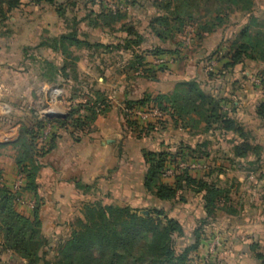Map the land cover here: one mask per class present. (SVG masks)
Here are the masks:
<instances>
[{"label":"rangeland","instance_id":"rangeland-1","mask_svg":"<svg viewBox=\"0 0 264 264\" xmlns=\"http://www.w3.org/2000/svg\"><path fill=\"white\" fill-rule=\"evenodd\" d=\"M148 1L128 0L130 4L119 8V16L115 14V7H110L112 13L105 21L107 25L105 26L101 20L98 22L100 28L96 30L85 28L86 22L80 23V31L89 35L85 41L87 44L75 46L66 43L64 49L59 48L58 51H52L45 46L40 47L39 41L31 42L33 33H40V30L45 29L48 38L59 33L66 34L70 32V22L68 27L65 24L61 25L59 24L61 21L56 16L46 12L33 14L34 16L27 20L10 15L4 21H0V115H2L0 127L13 126L20 129L21 126L30 125L31 121L36 119H65L69 111L78 108L80 104L98 106L103 99H106L107 106L100 107L94 119H90L96 122L95 128L97 127L98 131H103L105 126L112 124L116 126L117 119L126 115L119 94L126 83L134 85L143 94L153 96L168 94L172 92L175 84L184 83L189 79L204 83L206 92L226 100L223 109L231 111V116L241 125L246 141L258 151L250 155L247 160H236L232 156V146L240 143V140L230 134L223 136L215 133L208 138L209 141L204 146L197 149L203 153L195 154L200 159H188L178 163L180 168L187 169L191 174L199 177L210 173V181L217 183L215 185L219 187L225 189L227 187L230 196V202L222 211H216L210 217L212 220L202 228L201 236L204 242L190 254L187 264H259L250 257L249 246L256 244L258 252L264 255V124L260 123L253 114L254 106L259 99L258 92H255L254 88L257 86L260 89L258 76L262 73L264 63L248 62L232 75H224V79L207 76L209 71H218L220 68L216 60H208V56L219 47L221 52L225 51L227 41L243 29L249 17H242L243 12L238 10L233 2L229 4L231 11L226 8L227 3L221 8H216L212 3L206 6L200 5L194 16V18L199 17L198 22L195 24L189 22L178 34H174L173 40L168 42L170 47L179 51L175 62L168 56L162 58L148 56L145 54L147 45L143 43L139 46L132 45L127 51L123 46L119 48L112 46L110 49L94 47L96 38L104 41L106 45H116L121 35H113L112 32H117L121 27L124 29L132 27L137 35L146 39L148 43L162 44L155 38L153 29L149 27L151 18L147 15L154 13L150 12L148 7H141ZM254 2V7L251 8L252 14L259 19V23L263 22V26L259 28L264 31V0ZM86 7V10L81 9L78 17L86 15L91 9L89 4H86ZM241 7L246 9L247 5L242 4ZM216 10L220 13L216 14ZM176 14L180 15L177 11ZM197 34H200V39ZM132 40L135 38H130V41ZM6 44H9V47ZM40 54L47 60L60 61L64 66L62 72L64 76L49 83L41 77L49 68L47 69L39 59ZM136 55L143 56L144 63L154 66V71H157L162 63L166 65L167 70L152 74L143 71L133 72L128 68L135 65ZM151 66L148 65L146 69ZM116 67L120 73L117 75L113 72L111 76V71ZM32 82L39 87L41 85L47 87L48 97L45 107L22 109L19 104L9 105L8 99L16 93L23 98L20 92L22 87L25 84L30 86ZM156 107L149 113L141 111L135 112L137 114L132 113V117L142 119L145 123L160 117L165 121V129L154 133L153 141L143 136L136 139L135 134L130 132V138L138 141L145 151H165L174 154L177 149L176 142L179 140H183L184 144L191 146V149H196V140L203 142L205 136L199 135L202 125L196 130L198 133L193 131L196 134L194 136L189 133V128L182 129L180 124L175 125L168 114L160 113ZM154 112L156 114H153ZM78 115L80 118L85 115L91 116L84 108L78 109ZM94 122L92 126L89 125L90 128L86 129L85 133L93 131ZM45 131L50 132L51 126L47 125L43 133ZM77 135L86 136L81 133ZM41 139L42 137L38 144H41ZM116 141L120 140L116 139ZM161 141L163 144L159 145ZM21 178L23 176L19 177ZM19 179L14 184L19 183ZM162 180L172 184V172L170 175L164 173ZM20 189L15 190L13 187L11 191L19 192ZM82 200L20 198L13 206L19 215L29 219L32 216V209L38 207V220L41 225L39 232L46 237L54 233V241L56 235H64L66 225L74 223L79 217ZM113 200L121 205L131 207L138 205L135 200L133 202L129 201L130 199ZM188 201L191 207L173 205L171 215L182 223L185 236L181 240H185V243L190 245L193 243V232L199 226L198 220L203 215L198 210L195 211L196 204L191 201L190 196ZM2 236L1 233L0 238ZM1 241L2 239L0 244ZM39 241L40 238H37L33 244H28L27 250L31 252L32 247L36 248ZM52 255L50 251L47 259ZM0 264H27V259L17 253L5 252L0 247Z\"/></svg>","mask_w":264,"mask_h":264},{"label":"trees","instance_id":"trees-1","mask_svg":"<svg viewBox=\"0 0 264 264\" xmlns=\"http://www.w3.org/2000/svg\"><path fill=\"white\" fill-rule=\"evenodd\" d=\"M28 1L33 6L45 5L51 8L62 25L65 24L68 27L70 22L69 33H59L41 41L40 47L45 46L52 51L64 49L66 43L82 46L89 35L80 31V23L86 22L85 28L96 30L100 28L98 22L102 20L105 23L107 17L111 15L110 7H115V14L119 16V8L130 4L128 0ZM254 1L149 0L141 7H148V10L154 13L147 15L151 18L149 27L153 29L155 38L162 44L148 43L146 39L138 36L132 27L125 29L121 27L117 32H112L113 35H121L116 45H106L104 41L96 38L94 47L110 49L112 46L115 48L123 46L127 51L130 46H139L143 43L147 45L145 54L148 56L152 58L168 56L175 62L179 51L170 47L168 42L173 40L174 34H178L189 22L194 24L198 22L199 17L194 18V16L199 6L212 3L216 5V8H221L227 3L226 8L230 10L229 4L233 2L236 4L234 6L243 12L242 17H249V21L243 29L227 41L225 51L221 52L219 47L208 56V60H216L220 68L218 71H209L207 76L224 79V75H232L248 62L264 63V31L260 29L263 22L259 23V19L252 14L251 8L254 7ZM86 4H89L91 9L86 15L78 17L81 9L87 8ZM242 4L247 5L246 9H242ZM26 7L22 0H0V21L7 19L8 14L20 12ZM175 10L180 14L179 16ZM215 12L220 13L218 10ZM197 36L201 38L200 34ZM130 38L135 40L130 41ZM39 59L47 66V69L49 68L47 73L41 76L48 83L64 76L62 73L64 66L60 61L47 60L42 56H39ZM134 59L135 65L128 68L133 72L143 71L152 74L167 70L164 63L157 71H154V66L144 63L143 56L136 55ZM148 65L151 67L146 69ZM118 70L117 67L112 70L111 76L113 72L118 75L120 73ZM258 79L260 89L257 86L254 89L258 92L259 99L254 106L253 114L260 123L264 124V68ZM205 89L204 83L189 79L184 83L175 84L172 92L168 94L153 96L144 93L135 100L127 99L125 94L121 102L126 109V115L122 117L123 125L125 130L135 134L136 139L143 136L153 141V134L165 129V121L161 117L151 122L146 121L148 123L135 116L132 117L135 111L150 112L156 106L160 113L168 114L175 125L180 124L182 129L189 128V133L194 136L198 133L196 130L202 125L199 135L205 138L203 142L196 140V149H191V146L184 144L183 140L177 141L174 154L143 150L141 153L144 166L142 187L145 195L152 199H143V203L135 207L117 204L113 199H84L79 210V217L74 223L66 225L64 235H56L54 241V233L46 237L39 232L41 225L38 220V207L32 209V219H29L19 215L13 204L20 199L22 191L36 193L35 177L39 169V159L55 148V141L59 138L57 132L70 130L73 134H84L89 128L90 119H94L100 107H106L108 103L106 99H103L98 106L80 104L78 108L71 109L65 119L43 118L35 120L30 126H21L19 136L14 142L15 162L19 173L25 177V185L19 192H12L1 184L0 173V234H3L0 238L2 239L1 249L19 254L27 259V264H187L190 254L204 242L201 236L202 228L212 220L210 217L216 211H222L223 207L230 202V196L227 187L226 189L219 187L215 185L217 183L210 181V173L199 177L191 174L187 169L180 168L178 163L188 159H200L197 155L203 153L197 149L204 146L209 141L208 138L215 133L223 136L230 134L240 140V143L232 146V156L236 160H247L250 155L258 151L246 141L241 125L231 116V111L223 109V105L226 106V100L213 96ZM79 108H84L91 116L85 115L80 118ZM47 125L52 126V130L46 137L47 146L39 149L37 141L42 137ZM193 131L196 132L193 133ZM162 144L163 141L159 143V145ZM168 171L172 172V184L162 180V175ZM78 188L83 193L93 189L86 185H79ZM189 196L196 204L195 211L198 210L203 217H200L199 226L193 232V243L187 245L185 240H181L185 236L182 223L171 215V207L177 204L191 207L188 201ZM37 238H40V241L37 242L36 248L33 246L32 251L29 252L27 245L33 244ZM50 251L53 255L47 259ZM249 252L255 262L264 264V255L258 252L256 244L249 246Z\"/></svg>","mask_w":264,"mask_h":264},{"label":"crops","instance_id":"crops-1","mask_svg":"<svg viewBox=\"0 0 264 264\" xmlns=\"http://www.w3.org/2000/svg\"><path fill=\"white\" fill-rule=\"evenodd\" d=\"M22 2L27 7L20 12L10 13L7 17L13 15L15 18L27 20L34 16L33 14L39 15L40 12L56 16L48 6H33L28 0H22ZM59 24L62 25V22ZM47 35L45 29L40 30V33L35 32L31 42H41L48 38ZM6 45L9 47V44ZM34 84L30 85L31 87L25 84L20 91L23 98L16 93L11 99H8L9 105L19 104L22 109L45 107L48 89L42 85L39 87ZM119 92L121 102L125 98V94L129 100H135L143 94L137 87L127 83ZM31 122L30 125L34 123V120ZM93 122L94 120L89 125L92 126ZM117 123L116 126L112 124L105 126L103 131H98L97 127L95 128L96 122H94L93 131L87 132L88 135L84 133L86 136L73 134L70 130H57L59 138L55 141V148L39 159V169L35 177L36 193L22 191L20 198L28 200L130 199L129 201L135 200L137 204L143 203V199H152L145 195L142 187L144 166L141 153L145 149L138 141L130 138L131 133L125 130L122 118H118ZM19 132V127H0L1 184L10 190H12L15 181L23 176L19 173L15 162L14 142L18 138ZM116 139L120 141L117 142ZM40 143H37V148H45L47 138L41 140ZM21 179L24 187L25 177L23 176ZM79 185L91 186L93 189L88 193H83L78 188Z\"/></svg>","mask_w":264,"mask_h":264},{"label":"built area","instance_id":"built-area-1","mask_svg":"<svg viewBox=\"0 0 264 264\" xmlns=\"http://www.w3.org/2000/svg\"><path fill=\"white\" fill-rule=\"evenodd\" d=\"M135 112H139V111H135ZM135 112H133V113H135ZM148 113H149V112H148ZM135 114H137V113H135ZM153 114H156V113L154 112ZM48 131H49V128H48ZM48 134H49V132L47 133V131H45V132L43 133V135H42V139H41V140H45ZM168 174L170 175V174H171V171H168V172H167V175H168ZM19 180H20L19 183H16V184L13 185V187H14L15 190H19L20 188H22V187H21V186L23 185L22 179H19Z\"/></svg>","mask_w":264,"mask_h":264},{"label":"water","instance_id":"water-1","mask_svg":"<svg viewBox=\"0 0 264 264\" xmlns=\"http://www.w3.org/2000/svg\"><path fill=\"white\" fill-rule=\"evenodd\" d=\"M48 118H53V116H47ZM56 117H58V116H56Z\"/></svg>","mask_w":264,"mask_h":264}]
</instances>
